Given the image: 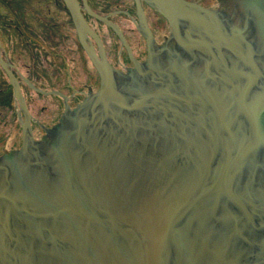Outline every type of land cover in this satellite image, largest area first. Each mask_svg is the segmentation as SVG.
<instances>
[{"label":"water","instance_id":"95a60500","mask_svg":"<svg viewBox=\"0 0 264 264\" xmlns=\"http://www.w3.org/2000/svg\"><path fill=\"white\" fill-rule=\"evenodd\" d=\"M165 14L182 55L97 63L99 92L0 160V264H264V0L195 5L184 38Z\"/></svg>","mask_w":264,"mask_h":264},{"label":"flooded vegetation","instance_id":"af4514ba","mask_svg":"<svg viewBox=\"0 0 264 264\" xmlns=\"http://www.w3.org/2000/svg\"><path fill=\"white\" fill-rule=\"evenodd\" d=\"M228 1L0 0V160L45 139L98 93L97 63L119 76L152 50L159 59L168 47L182 55L166 12L184 38L195 5L225 10Z\"/></svg>","mask_w":264,"mask_h":264}]
</instances>
